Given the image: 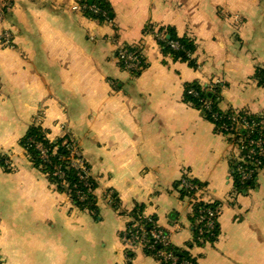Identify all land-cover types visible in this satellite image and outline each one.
Wrapping results in <instances>:
<instances>
[{"label":"crops","instance_id":"crops-1","mask_svg":"<svg viewBox=\"0 0 264 264\" xmlns=\"http://www.w3.org/2000/svg\"><path fill=\"white\" fill-rule=\"evenodd\" d=\"M100 25L80 0H14L0 25V264H157L120 242L134 206L156 217L171 245L191 241L190 204L179 180L206 185L221 204L219 237L191 252L196 264H264V170L246 196L231 197L234 145L183 101L185 84L220 83V108L264 112V0H107ZM90 2V1H89ZM147 25L196 41L193 69L163 57ZM140 50L132 77L115 55ZM42 111L49 139L67 134L95 180L98 217L77 209L32 167L20 141ZM64 129V131L61 130ZM117 208L107 205V195ZM122 213V216L120 215ZM132 252V253H131Z\"/></svg>","mask_w":264,"mask_h":264},{"label":"trees","instance_id":"trees-1","mask_svg":"<svg viewBox=\"0 0 264 264\" xmlns=\"http://www.w3.org/2000/svg\"><path fill=\"white\" fill-rule=\"evenodd\" d=\"M79 5L85 7L82 12L88 19L100 25L110 24L113 20L112 9L107 0H80ZM143 35L152 37L158 43L163 57H168L175 62L185 63L193 69L199 68V64L194 58L197 50L194 39L187 36L179 37L173 29L156 25H147L143 30ZM172 45H176L177 49H174ZM124 49L128 50L129 54L137 57L142 70L146 67L144 58L138 48L124 46ZM115 57H118V51H116ZM119 65L122 68L121 63ZM140 73H132V77ZM255 79H257L259 86L264 87L263 70L258 69L256 71ZM221 88L222 84H214L212 81L205 84L198 82L185 84L183 101L197 110L213 126L215 133L221 135L227 143L234 145L236 148L237 153L230 161L229 173L232 188L231 197L236 200L238 196H246L251 190L256 188L257 178L264 170V112L259 115H250L245 110H234L232 108L222 110L219 106ZM37 121L38 117L20 141V146L25 151L32 167L40 170L58 192L65 193L70 202L77 209L84 212L81 207L82 204L76 200L77 194L82 195L85 198V202L88 203L89 211L95 213L94 219H96L98 217V209L95 196V180H80L77 171L68 160L70 149L76 147V144L67 134L61 138L50 140L48 137L49 132L42 127L43 120L38 123ZM244 124L248 126V129H242ZM251 143L254 146H251ZM256 143L261 144L260 149L255 146ZM37 146L42 147L46 151V161L42 159ZM241 147H243V150H241ZM260 150H262L261 153ZM251 152H254V155H251ZM6 162L10 164V159L0 157V166L7 172L8 169L6 168H9L10 165H6ZM55 167H58L63 175L62 178L53 175ZM86 168L89 170L87 165ZM188 183L197 187L202 193H206V185L192 179H188ZM61 186L64 187L61 188ZM178 188H180L179 184ZM89 189H92L91 194L88 193ZM193 194L194 192L184 193L180 188L179 197L182 200L187 198L189 201L190 198L188 197ZM193 197H195L194 201L192 203L189 201L190 213L188 214L191 241L183 249L176 248L171 244L163 248L162 245L155 243L151 237V231L160 230L157 225V219L153 216L145 217L143 208L140 206H134L127 214L129 221L126 223L125 230L128 237H140L143 242L142 252L146 256L152 257L157 264H172L162 260L159 255L161 252L177 259V264L183 261H191L196 264V259L191 252L201 248V246L198 247V239L201 238L205 245L214 244L219 237V226L218 220L212 228H205L203 227L204 224L194 227L193 223L200 217H205V212L216 213L219 218L220 212L218 210L221 208V204L210 202L209 200L204 201L202 195L197 197L194 195ZM112 201V207L117 208L114 197H112ZM163 234L165 237H169L164 231Z\"/></svg>","mask_w":264,"mask_h":264},{"label":"built area","instance_id":"built-area-1","mask_svg":"<svg viewBox=\"0 0 264 264\" xmlns=\"http://www.w3.org/2000/svg\"><path fill=\"white\" fill-rule=\"evenodd\" d=\"M13 3H14V0H0V25L5 23V20L7 19L9 13L12 11ZM84 10H85V7L80 6V11L82 12ZM90 10H92V9L90 8ZM12 42H13V37H12L11 33L9 31L3 30L1 33V36H0L1 47L5 48V49H12V48H14ZM172 47L174 49H177L176 45H172ZM117 51H118V57H116V59L119 63H121L122 70L125 73L132 76V73L141 72L142 68L140 66V62L137 59V57L129 54V51L124 49V46L119 47L117 49ZM43 116H44L43 112L40 111L38 116H37L38 117L37 123L43 120ZM242 129H248V126L244 124V125H242ZM61 130L64 131L63 128H61ZM241 143H242V141H241ZM251 146H254V144L251 143ZM255 146L258 149H260L261 144L256 143ZM37 147H38V149L42 155V159H44L46 161V159H47L46 151L40 146H37ZM241 150H243V147H241ZM261 152H262V150H260V153ZM251 155H254V152H251ZM68 160L70 161L71 166L77 171L78 178L80 180H82V181H87L89 179L93 180V177L91 176L90 171L86 168L84 163H82L79 160L76 147H72L70 149V152L68 155ZM6 165H10L9 162H6ZM53 175L55 177H59V178L63 177V175L59 171L58 167L54 168V174ZM188 179H189L188 177H182L179 180V187L183 190L184 193L194 192V194L191 197H188V198H190L189 201H191V203L194 201V198H195V197H193L194 195L196 197L202 195L203 200L207 201L208 199L206 197V194L202 193L197 187L190 185L188 183ZM63 187L64 186H61V188H63ZM91 191H92V189H89L88 193L91 194ZM76 200L82 204L81 207H82L83 211L85 213H88L91 217L94 218L95 213L89 211L88 203L85 202V198L82 195L77 194ZM186 200H187V198H186ZM106 203L109 206H111V204H112V196L110 194L107 195ZM218 212H221L220 209L218 210ZM124 216L127 218V221H129L127 214H125ZM217 220H218V216L216 213L205 212V217H200L195 223H193V225H194V227H198L201 224H204L203 227L212 228L215 225V223H217ZM151 237L154 239L155 243L162 245L163 248H166L171 244L169 237H165L162 230L151 231ZM120 242L122 243V245L124 247H126V251H127L126 256H127L128 261L131 260L130 255H129L130 253L128 252V250L129 251L138 250V249L142 250V244H143L142 239L140 237L129 238L126 230H124L123 233L121 234ZM197 243H198V247L199 246H201V247L205 246V243L203 242V240L201 238L198 239ZM159 255H160V257H162L163 261L171 262L172 264H177V259L172 258L170 256H167L163 252L159 253ZM180 264H195V263H193L191 261H183Z\"/></svg>","mask_w":264,"mask_h":264},{"label":"rangeland","instance_id":"rangeland-1","mask_svg":"<svg viewBox=\"0 0 264 264\" xmlns=\"http://www.w3.org/2000/svg\"><path fill=\"white\" fill-rule=\"evenodd\" d=\"M39 114V113H38ZM37 114V115H38ZM79 160L82 162V163H84V165L86 166V163L81 159V158H79ZM112 204H113V201H112ZM112 204H111V206H112ZM128 214V213H127ZM121 216H122V213L120 214ZM124 217V216H123ZM126 218V217H125ZM126 221H127V218H126Z\"/></svg>","mask_w":264,"mask_h":264},{"label":"water","instance_id":"water-1","mask_svg":"<svg viewBox=\"0 0 264 264\" xmlns=\"http://www.w3.org/2000/svg\"><path fill=\"white\" fill-rule=\"evenodd\" d=\"M91 4V2H89Z\"/></svg>","mask_w":264,"mask_h":264}]
</instances>
